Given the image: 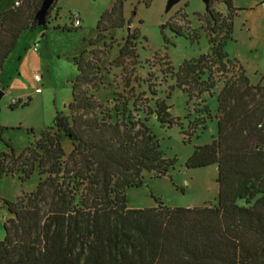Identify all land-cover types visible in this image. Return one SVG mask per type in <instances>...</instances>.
Instances as JSON below:
<instances>
[{
    "label": "trees",
    "instance_id": "1",
    "mask_svg": "<svg viewBox=\"0 0 264 264\" xmlns=\"http://www.w3.org/2000/svg\"><path fill=\"white\" fill-rule=\"evenodd\" d=\"M111 1L112 8L97 23L98 40L107 29L124 25V0ZM220 1L226 17L214 11L211 0L205 6L210 54L184 62L173 74L175 87L188 94L183 78L201 86L198 94L208 93L215 87L212 66L230 62L222 49L231 40L233 9L231 0ZM41 2L21 0L1 15L0 72L19 35L38 26ZM171 32L182 36L179 30ZM130 39L118 59L132 55ZM98 54L95 63L104 51ZM95 55L92 61L82 55L73 59L78 74L71 101L34 148L15 157L7 145L11 154L0 155V176L20 174L23 182L37 171L44 177L33 192L3 202L9 217L3 222L0 264H264V88L250 86L244 75L225 83L216 96V137L195 147L185 164L188 170L217 168L214 206L171 209L156 200L155 208L129 210L125 190L139 188L143 173L164 177L174 164L163 158L144 123L151 115L162 126L174 121L164 101L156 100L153 111L146 107L141 122L127 112V100L119 109L115 99L107 109L87 96L85 88L97 69ZM26 106L16 101L8 107ZM62 138L71 145L67 155Z\"/></svg>",
    "mask_w": 264,
    "mask_h": 264
},
{
    "label": "rangeland",
    "instance_id": "2",
    "mask_svg": "<svg viewBox=\"0 0 264 264\" xmlns=\"http://www.w3.org/2000/svg\"><path fill=\"white\" fill-rule=\"evenodd\" d=\"M16 1L21 0H0V16ZM206 1L177 0L167 10L168 0H124L122 18L129 25L107 29L101 34L104 38L98 40L97 23L112 8L111 0H56L46 30L38 25L34 31H23L3 63L0 82L6 89L0 99V155L11 154L7 145L15 157L34 148L40 134L52 126L55 114L64 112L71 101L76 76L73 59L82 55L83 60L92 61L96 53L93 64L97 69L85 88L87 96L107 109H112L115 99L119 100V109L127 100V112L141 122L146 107L153 111L156 100L164 101L174 121L171 127L162 126L151 115L144 123L156 138L163 158L174 164L164 177L143 173L139 188L126 189L127 209H152L156 200L171 209L214 206L217 168L188 170L185 164L195 147L209 145L216 137V96L225 83L244 75L250 86L264 88V9L254 8L256 0H231V40L222 49L230 62L224 67L212 66L215 87L208 93L198 94L201 86L183 78L188 94L175 87L173 74L184 62L210 54ZM211 1L215 12L228 15L220 0ZM71 14L79 16L77 29L72 28ZM170 28L179 30L182 36L173 35ZM127 35L135 37L132 55L118 59ZM33 48L37 50L34 53ZM102 51L103 56L95 63ZM35 75L40 78L38 83L33 80ZM37 88L40 93H36ZM16 101L27 106L11 111L8 106ZM49 131L54 133L55 129ZM60 143L67 155L70 142L62 138ZM19 176H0V241L4 218L9 217L3 202L13 203L33 192L44 179L37 171L23 182Z\"/></svg>",
    "mask_w": 264,
    "mask_h": 264
},
{
    "label": "water",
    "instance_id": "3",
    "mask_svg": "<svg viewBox=\"0 0 264 264\" xmlns=\"http://www.w3.org/2000/svg\"><path fill=\"white\" fill-rule=\"evenodd\" d=\"M55 1L56 0H42L41 5L39 7V10L37 11V13L35 15V20L37 21V24L39 26L44 25L46 15H47L48 11L50 10V8L52 7V5ZM176 2H177V0H168L167 10L170 9L171 6L173 4H175ZM2 96H3V92L0 90V99L2 98Z\"/></svg>",
    "mask_w": 264,
    "mask_h": 264
},
{
    "label": "built area",
    "instance_id": "4",
    "mask_svg": "<svg viewBox=\"0 0 264 264\" xmlns=\"http://www.w3.org/2000/svg\"><path fill=\"white\" fill-rule=\"evenodd\" d=\"M20 5V1H18V2H15L14 4H13V7H18ZM71 20H72V28L73 29H77L79 26H80V19H79V16H78V14H71ZM33 80H34V82L35 83H38L39 81H40V78L38 77V76H34L33 77ZM36 93H40V89H36ZM15 102H12L11 104H14ZM0 208H1V205H0Z\"/></svg>",
    "mask_w": 264,
    "mask_h": 264
},
{
    "label": "crops",
    "instance_id": "5",
    "mask_svg": "<svg viewBox=\"0 0 264 264\" xmlns=\"http://www.w3.org/2000/svg\"><path fill=\"white\" fill-rule=\"evenodd\" d=\"M263 1L264 0H256L254 3H255V6H254V8H263L264 9V3H263ZM16 2H18V1H16ZM15 3V2H14ZM1 17V16H0ZM37 50H35V48H33L32 49V53H34V52H36ZM2 71V70H1ZM1 73V72H0ZM77 71H76V76H77ZM76 76H75V78H76ZM1 86H2V88H1ZM3 89H6V88H3V85L1 84V82H0V90L2 91V92H4V90ZM62 112V111H61ZM3 217V216H2ZM4 218V217H3ZM5 219V218H4Z\"/></svg>",
    "mask_w": 264,
    "mask_h": 264
},
{
    "label": "flooded vegetation",
    "instance_id": "6",
    "mask_svg": "<svg viewBox=\"0 0 264 264\" xmlns=\"http://www.w3.org/2000/svg\"><path fill=\"white\" fill-rule=\"evenodd\" d=\"M129 23H130V22L126 23V22L124 21V25H125V24L129 25ZM124 25H123V26H124ZM172 34L174 35V33H172ZM128 36L131 37L130 41H133V40L135 39V37H133V35H127V36L125 37V39H124L123 46H124V44H125V42H126Z\"/></svg>",
    "mask_w": 264,
    "mask_h": 264
}]
</instances>
